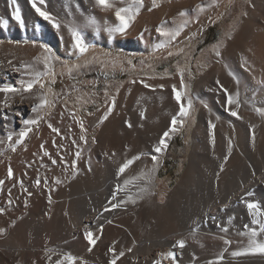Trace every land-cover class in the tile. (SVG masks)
<instances>
[{"label":"bare ground","instance_id":"1","mask_svg":"<svg viewBox=\"0 0 264 264\" xmlns=\"http://www.w3.org/2000/svg\"><path fill=\"white\" fill-rule=\"evenodd\" d=\"M215 3L216 0H175L151 11L144 5L141 17L132 21L125 34L110 36L107 29L118 22L95 0H35V6L33 0H0V37L41 39L60 55L77 58L81 53L73 47L69 31L70 21H76L82 24L79 31L89 48L98 43L126 53L155 52L164 49L170 40L158 29L175 33L187 22L180 31L181 37H194L208 21V12ZM37 8H44L60 27H54L53 20L44 19ZM17 11L20 20L15 18ZM181 11L187 15L179 16ZM89 20L94 21L95 27H89ZM44 55V50L36 45L0 43V88H20L21 81L40 79L41 74L47 75L64 63L50 53L52 59L46 65ZM212 57V68L194 83L195 100L188 95L184 81L181 85V72L129 78L106 120L101 122V117L110 103L89 117L90 128L100 126L97 143L78 159L75 153L82 151V144L77 140V121L71 119L64 106H58L32 128L23 121L42 115L44 108L32 111L42 93L35 92L31 99H13L11 93L0 92V101L7 97L9 104L4 107L0 103V144L7 141L0 145V180L5 181L0 185V207L5 209L0 214V228L5 229L0 234V264H54L60 255H52L46 249H55L57 254L70 253L77 257L75 264H109V248L125 252L117 264H173L159 255L170 250L175 252V264H208L221 253V264H264L261 254L232 255L249 247L250 230L258 227L252 223L254 217L247 203L258 202L264 210V116L256 111L264 109V0L249 2L236 33L229 37L224 49H213ZM14 62L26 65L27 70H16ZM221 85L229 93H239L238 106H231L239 118L230 115ZM173 86L181 93L179 103ZM37 87L38 83L32 90ZM189 99V114L181 118L180 105L187 106ZM196 106L198 122L187 170L167 201L160 202L155 178L171 139ZM173 117L178 120L175 131L171 130ZM209 121L215 128H209ZM49 123L60 130L59 134L51 131ZM25 127L32 129L23 140L29 138L26 147L6 156L21 144L16 141ZM166 131L169 135L164 137ZM9 135L11 141L7 139ZM162 138L166 147L160 144ZM156 147L161 151L155 152ZM133 156L140 159L117 178L119 165ZM52 159L57 163L52 164ZM73 161L77 165L75 175L70 167ZM9 167L13 171L11 179L7 175ZM31 172L39 173L41 184L30 198L18 197L21 201L17 199L11 206L7 200L9 189ZM137 176L140 178L132 184L116 190L117 183L123 185L124 179ZM57 178L61 183H55ZM114 191L116 201L111 200ZM144 193L146 197L135 203L128 201ZM121 200L125 202L119 207L106 209L110 201ZM87 231L93 233V238L99 237L91 252L85 238ZM257 239L264 241V234ZM179 240L185 241L183 249L173 247ZM225 241H230L229 247Z\"/></svg>","mask_w":264,"mask_h":264},{"label":"rangeland","instance_id":"2","mask_svg":"<svg viewBox=\"0 0 264 264\" xmlns=\"http://www.w3.org/2000/svg\"><path fill=\"white\" fill-rule=\"evenodd\" d=\"M173 1L175 0H156V4L158 5L157 7H159ZM250 1L251 0H216L215 5L208 12V21L196 36L181 37V33H179V35L176 36L178 40L168 43L164 49L155 52L126 53L104 44L93 43L92 47H90L86 53L80 54L77 58H72L60 55L55 48L41 39L28 37L23 39L0 37V43L5 44L36 45L38 47H40L41 44L47 45L48 48L51 49V54H56L64 61L57 70L53 69L47 75L43 76L40 72L36 73L37 75L41 74L39 82L44 85V88H41L40 83H38L39 87H37L36 90H32V93H13L14 95L11 93L10 97L14 99L19 96L23 99H31L36 95L35 92H38L46 96L48 100L53 101L55 106L51 108L45 107L43 109L42 115L40 116L43 117V119H40L39 123L53 113L60 105L64 106L68 110V113H71V119L73 118L72 114H74L76 117L75 120L77 121L76 128L79 129L77 140L82 144L81 156L79 158H82L84 154L90 152L96 145L97 134L100 129V126L94 129L90 128L89 117L103 105L108 103L111 104L113 97H115L116 104L119 91L129 78L133 76H172L176 72H181L183 81L187 86V93L195 100L194 83L197 77L208 72L212 68V50L217 47L220 50L225 48L229 37L233 36L239 28ZM129 3L130 0H124L123 3H121L120 0H115V7H127ZM152 3L153 0H143V4L147 5L148 8L152 7ZM157 7L152 8V10ZM103 10L109 12L118 22L114 9ZM41 11L46 12L44 8H41ZM141 11L142 8L136 15L135 20L141 17ZM69 26L79 31L82 24L76 21H70ZM208 26H214L215 28L207 34V39L211 38L215 32H218V41L209 45L204 44V46H200L205 38V36H203V31ZM89 27L92 28L91 25H89ZM169 53H171V55H169ZM13 67L16 70H19V68L20 70L24 69V72L27 68L24 66L23 68L15 62ZM89 113H91V115H89ZM198 114L199 107L196 106V108L192 110L190 116L185 119L186 121L182 129L173 136V141L169 144L165 158L166 163L162 166L159 177L156 176L155 178L156 185H154V187L159 195L160 202L167 201L169 194L176 187L187 170L193 141V132L198 122ZM79 120L83 121L84 128L86 129L83 133L78 123ZM35 126L37 125H32V128ZM81 135L85 136L86 143L79 139ZM176 136L177 138H175ZM28 141L29 138L20 145L13 147L15 150L12 148L6 153V156L17 154L18 150L20 151L21 148L24 149L26 147ZM1 144L4 146L7 144V141L4 140ZM1 160L2 157L0 156V161ZM39 178L41 181L42 177L39 173L31 172L25 174L23 178L17 182L18 184H15L12 189H9L11 191L8 192L10 194L8 198L10 196L11 199L9 198L7 200H12L14 204L17 202L18 197H20L19 199L30 198L32 195L29 196L28 193L33 194V191H36L39 187L36 186L35 183ZM21 181L23 182V187H21ZM172 183H174V185H172ZM25 189H27V191H25ZM142 197H146V194L135 196L130 200L128 199V201H137ZM12 203L11 206H13ZM246 226L248 225H245L244 229L246 228L245 230H248L249 227ZM258 229L259 225L257 227V230ZM228 240L230 239L228 238ZM229 245L230 243H228V247Z\"/></svg>","mask_w":264,"mask_h":264},{"label":"snow or ice","instance_id":"3","mask_svg":"<svg viewBox=\"0 0 264 264\" xmlns=\"http://www.w3.org/2000/svg\"><path fill=\"white\" fill-rule=\"evenodd\" d=\"M96 4L100 7H102L105 10H115V16L118 20V24L108 28V32L110 36H114L115 34L119 33V34H125L126 30L130 27L132 21L135 20L136 15L139 13L140 9L144 7L143 4V0H130V3L127 7H115V0H95ZM121 3L124 2V0H120ZM33 6H35V0H33ZM158 5L156 4V0H153L152 3V7L149 8L148 10L151 11L152 8L157 7ZM37 12H39V14L44 17V19L46 20H53V18L44 11H41L39 8L36 9ZM179 16L184 17L187 15L186 11H181L178 13ZM15 18L17 20H20L21 17L19 15V12L17 11L15 13ZM185 22L184 24L180 25V28L175 32V33H168L163 31V29H158V31L160 32V34L162 36H168L170 37L169 43L171 42V40H175L176 36L179 35L180 31L183 29V27L186 26ZM89 25L95 27L94 21L89 20ZM53 26L56 28L60 27V24L55 22L53 20ZM69 31L71 33L72 39H73V47L79 51V53L83 54L86 53L89 49V46L85 43L83 36L81 34L80 31H78L76 28L69 26ZM97 31H99V29L97 28ZM40 47L44 50V62L47 65L48 62L52 59V56L50 55L51 53V49L48 48L47 45L41 44ZM169 55H171V53H169ZM217 56L220 55L219 52L216 53ZM9 63H11V61H9ZM24 67H27L26 65ZM21 87L20 88H16L14 86H5L3 88H0V92L8 94V93H26V92H31L34 85L39 82V79H33L30 81H21ZM217 84H219V80L216 81ZM181 85L183 86V78H182V73H181ZM145 87H149L148 84H144ZM40 87L44 88V85L42 83H40ZM159 87H163V85H160ZM221 88H223V86L221 85ZM173 91L175 92V99L176 101L179 103L181 101V93L175 90V86H173ZM223 91L226 95V104L228 106V111L230 112V115L233 117H238V112L232 109V105H237L239 104V100H238V96L239 93L233 94V93H229L228 90L226 88H223ZM39 103L34 105L32 108L33 112H39L41 109L48 107H54V102L48 100L43 94H41L39 97ZM0 103L3 104L4 107H8V99L7 97L5 98L4 101H0ZM115 106V97L112 98V103L110 106L107 107V110L105 112V114L101 117V122L103 120H106L108 118V115L111 114L113 108ZM191 108V100H188L187 106H185L184 104L180 105V109H179V117L183 118L188 116L189 114V109ZM256 111L264 116V109H256ZM73 115V119H76L75 115ZM89 115H91V113H89ZM141 116H143V112L141 113ZM43 119V117H39L37 119H30V120H25L23 121V123L26 126H30V125H38L39 124V120ZM179 122L182 123V120H180ZM79 125H80V129L81 132H85L86 129L84 128V123L82 120L78 121ZM178 123L177 117H173L171 120V130L175 131V125ZM131 126V125H129ZM48 127L51 129L52 132L59 134L60 130L58 128H55L52 126L51 123L48 124ZM209 128L213 129L215 128V125L209 121ZM31 127H25L23 130H21L18 134V139L16 141V143H22L24 138L27 137L28 133L31 132ZM164 137H167L169 135V133L166 131L164 134ZM7 139L9 141L12 140V136L9 135L7 137ZM80 140L86 141V138L84 135H81ZM254 139V138H253ZM76 141H73V144H75ZM214 143V140H213ZM160 144L164 145L166 147L165 144V140L162 138L160 140ZM41 148H43V145H41ZM231 149V141L229 140V151ZM13 150H15L13 148ZM155 152H160L161 148L160 147H156ZM44 155L45 156H49V158L51 159L49 153L47 151H44ZM113 155H115V153H113ZM76 158L78 159L81 156V152L77 151L75 153ZM140 159V156H133L131 159H125L123 163H121L117 169V178H119L123 173H125L126 169H128L133 163L134 161ZM153 161L156 160V157L153 156L152 157ZM52 164H56L57 161L55 159H52ZM61 162L63 163V159L61 158ZM71 169H73V175L76 174V170H77V165L76 162L73 161L72 164L70 165ZM221 170H223V165L220 166ZM152 172L155 171V166L153 167V169L151 170ZM8 178L11 179L13 176V171L11 169V167H9L8 169ZM141 176L146 175L145 173H141ZM140 176L137 177H131L129 179H124L123 180V185H121L120 183L116 184V190L119 191L122 189V187H127L128 185L132 184L135 180L139 179ZM5 183L4 180H0V185H3ZM21 187H23V182L21 181ZM36 185L39 186L41 181L40 179H37L35 181ZM55 183L59 184L61 183V181L57 178L55 180ZM11 190H9L10 192ZM25 191H27V189H25ZM141 192H146L147 189H140ZM29 196H31V193H28ZM117 198V192L114 191L112 193V197L111 200L112 201H116ZM48 202L49 204L52 203V199L51 196L48 197ZM125 201L121 200L119 203H112L111 201L109 202V205L106 206V209L108 206H110L111 208H117L119 207L121 204H123ZM133 203H135V200L132 201ZM9 204L12 203L11 200L8 201ZM25 206H27V201H25ZM247 208L250 210L251 215L254 217L252 223H255L257 225H259V231L256 228H252L250 230V240H249V247L242 250V251H235L232 253L233 256H242V255H254V254H261L264 255V241L258 240V236H260L261 234H264V210L261 209L260 205L258 204V202H248L247 203ZM5 212V209L0 207V214H3ZM257 217H259V219H257ZM13 226L15 224V221L12 222ZM248 227V226H246ZM225 231H227V229H225ZM5 232L4 228H0V234H3ZM85 238L88 242V244L90 245L88 247V251L91 252L93 250L92 246H94L97 243V240L99 239V237L93 238V233L91 231H87L85 233ZM225 243H230V241H225ZM173 247H178L180 249H183L185 247V241L184 240H179L176 242L175 245H173ZM47 252L51 253L52 255H60V258L55 260L54 264H64L65 261L68 262V264H75V261L77 260V257L71 255L70 253H63V254H57L55 249H46ZM108 251L110 253H112V258L109 261V264H117V261L123 257L125 255V252L123 250L117 252V250L115 248H109ZM129 252L132 251L131 248L128 249ZM52 255L48 256V260L51 261L52 260ZM160 256L164 257L165 259H170L173 264H175L176 262V255L175 252L173 251H168L166 253L162 252L159 254ZM224 257H223V253H221L216 259L214 260H210L208 262V264H221V262L223 261ZM154 264H160L159 261H155Z\"/></svg>","mask_w":264,"mask_h":264},{"label":"trees","instance_id":"4","mask_svg":"<svg viewBox=\"0 0 264 264\" xmlns=\"http://www.w3.org/2000/svg\"><path fill=\"white\" fill-rule=\"evenodd\" d=\"M214 28H215L214 26H208V27L203 31V36H205V38H204L203 41L201 42L200 46H201V45L204 46V44L209 45V44H212V43L218 41V35H219L218 32H215V33L213 34V36H211V38H208V39H207V34H208L210 31H212ZM175 138H177V136H176ZM172 141H173V138L171 139L170 144L172 143ZM165 163H166V161H164V163H163L162 166H164ZM162 166H161V168L159 169V172H158L157 175H160V172L162 171ZM158 177H159V176H158ZM172 185H174V183H172Z\"/></svg>","mask_w":264,"mask_h":264}]
</instances>
